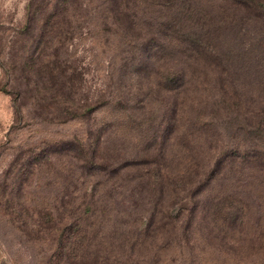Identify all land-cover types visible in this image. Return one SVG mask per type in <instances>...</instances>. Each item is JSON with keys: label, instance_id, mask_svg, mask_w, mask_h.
Masks as SVG:
<instances>
[{"label": "rangeland", "instance_id": "rangeland-1", "mask_svg": "<svg viewBox=\"0 0 264 264\" xmlns=\"http://www.w3.org/2000/svg\"><path fill=\"white\" fill-rule=\"evenodd\" d=\"M102 1L75 6L76 34L59 43L27 34L35 0H0V264H264V0H193L203 18L182 30L199 36L198 54L137 50L133 60ZM31 55L75 62L79 95L106 104L89 119L29 113L14 125L6 89L36 95L21 77ZM118 93L134 118L118 110ZM103 136L136 161L90 175L69 163L68 141L94 148Z\"/></svg>", "mask_w": 264, "mask_h": 264}, {"label": "trees", "instance_id": "trees-1", "mask_svg": "<svg viewBox=\"0 0 264 264\" xmlns=\"http://www.w3.org/2000/svg\"><path fill=\"white\" fill-rule=\"evenodd\" d=\"M35 1L34 4L30 2L26 10L27 34L31 35L29 30L36 29L40 33L39 37L42 33L41 37L48 38L51 33V38L57 39L59 43H63L62 41L67 39L72 40L73 34H76L78 26L75 27V25L70 24V21H67V19H73L75 17L77 11L75 10V6H80L82 0ZM228 1L247 8L260 6L259 0ZM178 2H180L178 5L180 14L177 12L172 13L173 7ZM101 5L105 6L103 9L104 12H107L108 16L112 17L113 23L115 24L114 27L122 31L119 41L127 48L125 49V53L124 51L121 53L124 54L122 57L125 59L130 57L133 60L136 58L137 50L139 55L145 56L146 59L150 57V51L152 49L156 51V56L159 59L166 58L168 49L173 50L174 53L179 54L183 58L191 57L189 56L190 54H198L200 47L199 36L195 32H191L190 37L185 38L187 35L182 30L183 26H189L192 19H195L194 24H198L200 18H203L198 11H195V9L192 10V6L194 5L193 0H103ZM152 9L157 10L153 12ZM168 9L170 11V17L166 18ZM135 12L141 13L140 15H136ZM184 17L187 19L186 23L183 20ZM142 18L144 19L142 20ZM135 24L148 28L144 36H142L143 33H138L137 30H133L136 27ZM67 34L68 36H66ZM30 38L31 36H29ZM176 42H184L187 45L181 49ZM141 43H143L142 47L135 49L134 44ZM204 47L208 48V45H203V49ZM158 53L160 54L158 55ZM41 57L39 56L35 59L31 55L24 61L22 66V69L26 66L28 67V74L21 75L24 80L22 83L32 84V89L36 91L34 97L31 98L27 95L30 94L28 91H21L16 86L6 89V93L11 96L12 107L14 109V125L23 122L24 115L29 113H33L35 117L37 116L40 122L47 123H66L76 119H89L94 111H97L106 104L107 101L99 95H96L98 97L93 99H90L87 95L85 97L82 94L79 95L82 90V74L75 62L70 61V64L66 62L65 58L59 57L57 60L49 63ZM131 66L126 63L123 64V74L130 73ZM139 71L141 69L137 70L138 73ZM121 83L122 79L119 85ZM160 84L161 82H158L156 85ZM117 96L119 99L116 100L115 104L118 110L128 111L127 106L130 103L128 95L120 97V93H118ZM131 100L133 101L132 98ZM28 102L32 104H28ZM143 107L144 105L141 104L138 106L135 105V107H131L130 109L138 110L139 108V111H142L144 109ZM129 114L131 118H134V115L130 112ZM141 114L143 113L141 112ZM98 140L100 141H97L94 148L91 147L90 143H81L80 140L78 142L75 138L66 144L70 146V153L72 152L69 163L81 173H86V175L101 174V172L105 173L104 171L109 168L119 171L123 167L130 166L127 164L128 162L132 160L136 161L132 159L129 153H126V150L123 151V145L110 147L111 140L105 136ZM105 149L111 150L106 151ZM59 153L61 154V152ZM43 155V158H45L43 163H46L50 156H52ZM114 155L115 159L112 160ZM143 158H148V155ZM149 170L148 168L146 169L145 176ZM153 171H151L153 173L152 176L155 177L154 179L159 180V177H161L160 168L153 169Z\"/></svg>", "mask_w": 264, "mask_h": 264}]
</instances>
